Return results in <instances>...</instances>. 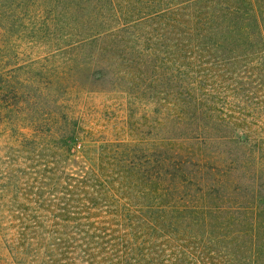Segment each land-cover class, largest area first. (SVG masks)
<instances>
[{"label": "trees", "instance_id": "16d2710c", "mask_svg": "<svg viewBox=\"0 0 264 264\" xmlns=\"http://www.w3.org/2000/svg\"><path fill=\"white\" fill-rule=\"evenodd\" d=\"M42 5L78 87L122 100L128 138L75 117L60 91L0 163L12 263L264 264V0Z\"/></svg>", "mask_w": 264, "mask_h": 264}, {"label": "rangeland", "instance_id": "374dc122", "mask_svg": "<svg viewBox=\"0 0 264 264\" xmlns=\"http://www.w3.org/2000/svg\"><path fill=\"white\" fill-rule=\"evenodd\" d=\"M42 2L0 0V163L22 154L18 140L38 137L46 119L57 114L61 90L69 94L65 103L75 117L105 131L106 138H128L119 96L87 92L75 83L76 70L63 61L70 58L71 44L61 38L57 10L45 9ZM90 76L92 88H98L97 77ZM91 81L85 77L83 85ZM7 254L0 247L1 264H14Z\"/></svg>", "mask_w": 264, "mask_h": 264}]
</instances>
